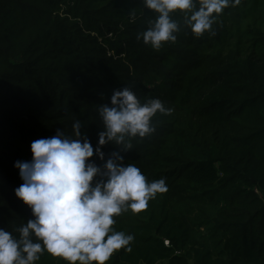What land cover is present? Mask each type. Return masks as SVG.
I'll list each match as a JSON object with an SVG mask.
<instances>
[{
	"label": "trees",
	"instance_id": "trees-1",
	"mask_svg": "<svg viewBox=\"0 0 264 264\" xmlns=\"http://www.w3.org/2000/svg\"><path fill=\"white\" fill-rule=\"evenodd\" d=\"M156 17L142 0H0V228L18 238L34 219L15 195L32 142L75 139L79 120L95 149L99 108L131 87L173 112L127 152L103 146L105 160L119 152L167 192L115 217L134 241L107 264H264V0L229 6L200 37L173 14L177 40L160 50L137 38Z\"/></svg>",
	"mask_w": 264,
	"mask_h": 264
},
{
	"label": "clouds",
	"instance_id": "clouds-1",
	"mask_svg": "<svg viewBox=\"0 0 264 264\" xmlns=\"http://www.w3.org/2000/svg\"><path fill=\"white\" fill-rule=\"evenodd\" d=\"M142 2L157 17L137 38L160 50L177 40L180 25L173 14H181L185 25L200 37L212 31L224 9L238 6L240 0ZM111 105L99 108L104 130L95 149L82 135L77 120L73 124L75 139L58 130L53 137L32 142L31 162L15 163L23 181L15 195L31 209L34 219L18 229V238L0 228V264H36L45 252L67 264H107L118 251H132L134 236L116 231L115 217L129 210L133 214L146 210L151 200L167 192L166 182H147L134 163L125 164L119 152L105 160L102 148L115 144L129 151L132 139L155 132L157 114L171 115L173 110L159 99L141 103L131 87L115 91ZM94 155L103 167L93 162Z\"/></svg>",
	"mask_w": 264,
	"mask_h": 264
}]
</instances>
